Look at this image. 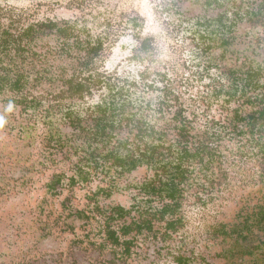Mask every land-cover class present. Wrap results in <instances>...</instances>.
Segmentation results:
<instances>
[{
    "label": "rangeland",
    "instance_id": "rangeland-1",
    "mask_svg": "<svg viewBox=\"0 0 264 264\" xmlns=\"http://www.w3.org/2000/svg\"><path fill=\"white\" fill-rule=\"evenodd\" d=\"M165 2L0 0V27L14 25L18 32L20 28L47 21L68 22L81 35V40L92 42L100 39L104 44L103 56L107 52L105 63L97 59L85 68L79 64L85 57L84 53L74 50L68 55L57 53L54 56L46 48L55 45L57 38L50 35L45 40L40 39L37 45L43 47L41 50L44 52L33 57V72L42 73L44 79L51 76L56 80L53 83L35 81L28 87L41 99H53V104H47L42 99L44 105L38 117L34 118L29 108L15 102L0 103V264H178L176 259L180 257L188 258V264H258L256 260L261 252L257 248L264 243V233L256 227L250 229L252 223L247 230L244 219L261 204L264 187L257 170L258 154L249 137L223 136V171L220 168H213L212 171L195 170L178 211L184 226L171 236L163 235L165 229L162 223L157 236L145 237L144 232L131 257L126 258L106 243L102 220L95 209L118 205L130 208L135 204V199L140 200L143 206L148 205L143 202V195L137 188L139 183L148 178L150 172L147 169L121 177L116 169L107 171L109 166L105 170L101 166L92 172L90 182L74 189H59L57 195H51L45 188V183L56 169L49 164L45 170L40 163L45 154L42 136L46 135L48 127L42 125L41 117H51L54 113L58 116L55 105L58 104L56 94L60 93L62 86L60 74L66 73L69 78L72 71L76 70L80 77H84L104 71L108 77H119L118 84L121 87L124 79L135 81L136 87H127L138 104L135 109H141L139 112L154 111L152 105H156L158 96H149L143 88L145 84L138 83L136 64L131 60L135 43L132 39L134 34L129 28L132 19L137 18L135 14L139 13L146 19L145 33L156 35L153 42L156 41L157 49L153 50L156 56L152 54L155 57V60H151L152 66L160 63L163 69L166 64L169 79L180 86L183 96L181 102L190 110L195 111L197 108L204 124L213 120L217 130V123L220 127V123L226 122L225 108L218 98L213 97L215 91L219 90L215 79L219 77L218 71L229 70L237 58L242 59L241 52L245 44H241L242 39H238L229 48L225 62L205 58L199 63L192 58L195 49L187 46L186 42H191L189 27L194 24L193 19L205 16V11L180 1L178 7L174 5L172 12L167 13ZM154 3L158 4L156 7L161 12L158 16L153 14ZM208 14L215 15L214 12ZM251 34L252 31L246 28L237 32L239 38ZM106 95V83L102 87L92 86L86 98L62 102L63 108H72V112H79L80 117L85 115L84 118L89 116L95 105L105 100ZM9 97V93H6L5 98ZM202 100L205 102L201 105L199 102ZM130 107L127 115L135 111L133 105ZM59 118L60 122L55 120L56 126L62 123L61 128H66L62 131L72 134L73 130L68 128V121H64L61 113ZM114 122L110 138L113 144L126 139L132 141L134 135L131 127H127L119 111ZM81 155L83 157L84 154ZM59 162L60 172H66L67 177L73 174L70 160L59 158ZM29 168L32 171H28ZM22 177L26 180L23 181ZM99 189L105 191L99 192ZM95 193L97 195L94 197ZM157 202L154 206L160 207L161 202ZM85 217H90V220ZM121 225L122 222L115 224L116 231ZM222 227L228 228V232L237 231L240 227L241 234L232 233L224 237L218 232Z\"/></svg>",
    "mask_w": 264,
    "mask_h": 264
},
{
    "label": "trees",
    "instance_id": "trees-1",
    "mask_svg": "<svg viewBox=\"0 0 264 264\" xmlns=\"http://www.w3.org/2000/svg\"><path fill=\"white\" fill-rule=\"evenodd\" d=\"M204 2L208 7L215 5L220 9H225V11L219 14L216 19H204L197 21V24L195 23L197 28L204 29L198 30L200 34L204 32V35L200 36L203 41L220 42V47L225 49L231 45L232 39L236 40V38L230 35L239 31L240 26L248 24V29L252 31H260L264 28V2L260 4H250V2L247 3L245 0H204ZM40 28L42 34L57 32L58 35L65 37L63 43L61 42L59 45L61 51L58 54H66L70 51L74 52L75 49H78L80 54L85 52V57H82L85 61L79 63L85 68L90 67L93 59L103 50L104 44H102L100 39H98L97 44L80 42L78 39H76L75 43H71L75 35L72 34L74 33L72 32L73 30L67 25L59 27L58 24L50 22L41 24ZM16 31L14 25L6 28L0 27V97H3L6 92L15 94V99H7V101H14L19 106L29 108L31 110V117L36 118L41 110V103L39 97L28 89V84H30V76L34 67L33 57L37 55H29L31 51L26 46L30 45L29 41H32L36 37L35 31L32 27L24 31ZM208 33L210 36L205 35ZM26 40L28 42L25 44ZM255 42L264 53L263 40L258 39ZM28 61L29 64H27ZM244 67L245 69L242 71L245 72H242L241 75H238L236 70H221L218 75L219 77L215 79L219 84V90L215 91L213 97L218 98L217 100L225 108L224 112L227 113L226 122L220 125L217 132H214L215 126H213V123L215 122L213 120V122L210 121L212 122L211 124L208 122L204 133L198 130L195 123L190 124L189 126L178 128L179 134L176 145L167 146V143H164V134H167V130H159L153 124L154 119L149 121L152 116L149 114L150 112H142L141 114H137L138 116L135 114V117L141 118L138 120V124L134 126L137 131L136 140L140 142L147 140L145 148L148 152L144 157L153 160L156 165L160 159L168 160V163L165 165L167 171L163 173L164 179L161 181L162 186L157 189L155 183H149L143 188V191L148 196L157 192H166L167 196L169 195L174 204L166 206L161 212L162 216L173 213L180 207L179 200L184 198V186L187 185L191 174V170L187 165L188 162L194 159H206L207 165H205V168L212 169L210 166L215 164V162L217 163L222 153L221 146L215 145L211 147L207 142L202 141L198 148L194 147L190 149L189 144L192 141L191 138L194 139L193 135H195V138L200 139L205 137L209 140H214V142L221 140L223 136L229 135H237L240 138L249 137L250 142L254 145V150L258 154L257 158H259V162L257 163V170L260 173V179L264 187V65L259 63L255 65L251 61L249 65H244ZM34 74L36 82L45 80L46 82L53 83L56 80V78H52L51 76H49V79H44L42 73L37 74L34 72ZM59 78L62 86L59 89L60 93L56 94L58 95V104L55 105L57 106L56 111H58V116L57 113H54L51 117H41L43 118L42 125L48 126L46 128L50 132L47 138L48 141L51 143L55 134L59 139L61 137L60 140H62L63 146L72 142V140L67 141V138L61 134L62 123L56 126L55 120L57 119V123L60 122L59 113H61L64 121H68V128L78 133L76 143L79 140L83 141L81 150L85 154L88 152V162L95 160V152L92 150V146L96 144L100 145L98 147L105 154L104 158H102L103 161L110 162V160H114V165L124 170L130 166L135 168L138 163L133 161L128 162L127 160L130 152H133V149H131L133 142L126 139L124 142L111 144L110 140L112 136L111 130L115 127L114 121L119 109L117 107V99L118 97L127 98V94L123 92V89L116 92L118 89L116 86H110L105 81H100V78L97 81H93L91 76L87 78L73 76L68 79L66 78V73H62L59 75ZM227 82L229 83L226 84ZM105 83L107 85L106 98L93 107L89 116L83 118L85 115L80 117L79 112L74 113L71 111L72 108H63L64 104L62 102H69L76 98L79 100L80 98H85L93 85L102 87ZM164 88L166 90L168 87ZM46 100L48 101L49 99L47 98ZM49 102L53 104V99ZM129 119L126 118L127 121ZM155 134H160V136H155ZM155 141H158V146L150 145ZM125 154L127 155L125 156ZM261 204L264 205V197ZM261 204L259 209L263 210L256 214V224L250 225V227L248 224L245 226L247 230L248 227L250 229L256 227L264 233V206L261 208ZM99 212L100 216L104 218L107 238L112 243V247L122 249L125 255H129V245L131 242L123 241L111 226L115 220L126 219L129 216V212L121 207L106 212H101L100 210ZM138 223L136 222L132 226L124 225L120 229L122 235L124 237L129 236L134 226L135 230H140L141 226ZM257 250L261 254L256 262L264 264V243Z\"/></svg>",
    "mask_w": 264,
    "mask_h": 264
},
{
    "label": "flooded vegetation",
    "instance_id": "flooded-vegetation-1",
    "mask_svg": "<svg viewBox=\"0 0 264 264\" xmlns=\"http://www.w3.org/2000/svg\"><path fill=\"white\" fill-rule=\"evenodd\" d=\"M182 1V4L188 5V4H192L198 7H201L204 11H205V16L202 17H196L193 19V25L189 27V38L191 39V42H186L187 46H190V48H194L195 50L193 51L194 53H192L193 55V59L196 61H199V63H202V60L207 58L208 60H223V62H225L224 60L227 58V54L229 53V48L237 42L238 39H242L241 40V44H245L244 49L242 50V56L240 58H237L235 61V65H230V70H236L238 75H241L243 69H245L244 65H249L250 62L252 61L255 65L259 64H263L264 65V53L262 52V49H259L258 44L255 42L258 39L263 40L264 43V28L261 29L260 31L258 30H250L252 31V34L248 37H241L239 38V36L237 35V32H234V34L230 35L234 38H236V40H231L232 43L230 46H228L227 48H221L220 47V42H208V41H203L202 38H200L201 35H204V32H202L203 34H200L198 30H204V29H199L196 26V22L200 21V20H212V19H216L219 14L224 13L225 9H220L217 6L213 5V6H206L204 0H177V4L175 5L176 0H166V10L167 13H171L172 12V7L175 5L178 7L179 2ZM250 1V0H247ZM251 2V1H250ZM263 3V0H256V2H251L250 4H260ZM248 3V2H247ZM158 4H153V9H154V16H158L159 13L161 14V12L159 11V9L156 7ZM174 6V7H175ZM164 8V9H165ZM157 10V13H156ZM214 12L215 15L214 16H210V14L208 13H212ZM137 13V12H135ZM135 16L137 18L132 19L133 23L130 24V28L134 29H130L129 31L134 34L133 36V41L135 43V48L132 51V55H131V60L133 59L135 65V69L137 70V81L138 83L143 82L145 84V86L143 87L144 90L150 95H154L157 94V99H156V105H152V108L154 109L153 112H150L149 114H151V118L149 119V121L153 120V124L156 125V127H158L159 130H167V134H164V143H167V146L170 145H176L177 141H178V134H179V130L178 128H183L185 126H189L190 124H196V127L198 128V130L202 133H204V130L208 124V122L206 124H204V122L201 121L200 115L198 114L197 108L194 110H190V108H187L182 102L181 99L183 98V96L181 95V90H180V86H176L175 82L171 81L170 78V73L167 70V67H165L166 64H164L163 69L161 67V64H157V66H152L151 64V60L154 59L155 57L152 56V54H154L156 56V52L153 50L157 49V43L156 41L153 42V39L156 38L155 34H147L146 32V24L147 21L146 19L142 18V15L135 14ZM133 16H131L132 18ZM139 19V20H138ZM141 19V20H140ZM56 23L60 26L65 27L66 25L69 26L70 29H72L74 33H72L73 35H75V38L71 40V43H75L76 39H78L80 42L83 41L81 40V35L78 34L74 28H72L73 25H71V23L68 22H53V21H47L46 23ZM196 23V24H195ZM44 24V23H41ZM41 24H37V25H31L27 28H20L19 31H24L27 30L28 28L32 27L35 31V38L30 42V45H26L29 50L31 51V53L29 55H42L43 54V50H41L43 47H40L39 44L37 45L38 41H40V39H46L49 38L50 35L54 36L57 38V43L55 45H51V47H47L46 51H50L52 52V54L56 55L57 53H59L60 50V43L64 41L65 37H62L60 35L57 34V32L51 33V34H42V31L40 30V26ZM249 25L248 24H244L242 26H240V30L243 28L248 29ZM178 27H179V23H178ZM136 29V31H135ZM251 29V28H250ZM239 30V31H240ZM71 33V32H70ZM206 36H210L209 33L205 34ZM87 36L89 37L90 35L87 34ZM28 42V40L25 41V44ZM84 42H89V41H84ZM102 42V41H101ZM91 44H97L98 43V39L92 40V42H89ZM103 44V43H102ZM158 48H159V43H158ZM76 51H78V49H75ZM219 50L221 51L219 53ZM71 51L69 53H66L67 55L70 54ZM107 53V52H106ZM106 53L103 56V50L102 52L95 57V59H93L92 64L94 63L95 60H102V62L105 63V59H106ZM84 56L86 55V53L84 52L83 54ZM137 55V56H136ZM136 56V58H135ZM215 58H213V57ZM41 57H39L38 59H40ZM85 60L83 59L82 62H84ZM27 64H29V61L27 62ZM211 66V65H210ZM212 68V67H211ZM213 69V68H212ZM31 70V69H30ZM93 70V69H92ZM218 71V70H217ZM219 73L221 71H218ZM80 73L78 71H72V74L70 75L69 78L73 77V76H79ZM93 79V81H97L100 78V81H105L108 85L110 86H116V88H118L116 90L117 91H121L120 89H123V92L125 94H127V98L126 97H118L117 99V107L119 108L118 111L120 113V115L123 118V121L126 120V118H130L129 121L126 120L127 123V127H131V131L133 136L132 142H133V146H131V149H133V152L131 151L129 156H128V162H135L138 163V165L134 168L133 166L127 167L124 169L118 168L114 165V160H110L105 162L103 161L102 158H104V152L103 150L100 149V145H94L92 146V150H94L95 152V160L94 161H90L88 162L87 160V154L88 152L85 154L83 153V151L81 150V146L83 144L82 140H79L76 143V136L78 135L77 132L72 131V134L67 133L62 130H66V128H62L61 130V134L67 138L68 140H72L71 143L65 144L63 146L62 144V140L61 137L60 139L55 136V134L53 135L52 138V142L50 143L48 141V135H49V131L48 129H46V135L43 138V144L44 147H42V149L44 150L43 154V159H41V164L43 167H45V170L48 169V165L52 164V166L54 167V169H56L55 172L52 173V175L50 176L49 180L47 181V183H45V188L46 190L49 192V194L53 195H57V192L59 189H64V188H68V189H74L76 188L78 185L83 184V183H88L91 180L92 176V172L94 170H98V168H100L101 166L103 167L102 170H105L108 166H109V170L107 171H113V169H116L119 172V175L122 176H126V175H131L135 172L140 171L141 169L145 168L147 169L150 173L149 176L146 180H144V182L139 183V185L137 186V188L139 189V192L142 193L143 195V202H147L148 205L143 206L138 200L135 199V204L133 206H131L130 208H125L122 205H118L112 208H104L103 206H99L96 207L95 211L97 212V214L100 216V210L101 212H106L109 211L111 209L114 208H124L127 212H129V216L126 219L123 220H115V222H113L111 224L112 229L114 231L118 230L115 229V224L122 222L121 228L124 225L127 226H132V224L139 222L138 224L141 226L140 230H135V226L132 227L133 230L131 232V234H129V236L124 237L119 229V231H116L118 236L122 238L123 241H130V252L129 255H125V253H123L122 249H117L112 247V243L110 241H108L107 238V234H106V225H105V221L103 216H100V219L102 220V224H103V228H104V234L106 235V243L108 245H110L112 248H114L116 251H120L121 254L123 256L127 257H131L132 252L134 250V247L137 245L138 240L140 237V235H143L144 232L145 233V237L146 236H157V231L160 229H158V227H160V224H164V236H171V234L176 233L178 230H180L184 224H183V218L180 217L178 215V211L181 209L182 207V201L183 199L179 200L180 203V207L174 211L173 213H169L166 216H162V210L164 208H166V206H172L174 203L173 201L170 199L169 195L167 196L166 192L163 193H155V194H150V196H148L144 191L143 188L145 185L149 184V183H155V187L158 189L160 188L161 185V181L164 179L163 178V173H166L167 169L165 168L166 163H168L167 159H160L159 162H157V165L153 162V160H150L148 158H145L144 155L148 152L147 149L145 148V143H147V140H144L143 142L137 141L136 140V134L137 131L135 130L134 126H136L138 124V120H140V117H135V114H141L143 111L139 112L141 109H135L137 108L138 104L135 103L133 96L131 93H129L128 89L132 88V87H136V83L134 82H129L128 80L124 79L122 80L123 83V87H121L118 82H119V77H108L107 73L104 71H99L96 74L90 73V75ZM84 77H88V75L84 76ZM32 78V79H31ZM31 78H30V84L32 82H35V74L33 72L32 69V74H31ZM67 78V77H66ZM68 78V79H69ZM127 78V77H126ZM171 81V83H170ZM229 82H227L226 84H228ZM94 86V85H93ZM120 86V87H119ZM128 87V89H127ZM156 87L158 89H156ZM164 87H168L166 90ZM219 87V84H218ZM29 90L30 87H28ZM8 93V92H6ZM5 93V95H6ZM146 93H144L143 95H145ZM5 95L3 97H0V103L2 104H11L14 101H7V99L13 100L16 98L15 94L13 93H9L10 97L9 98H5ZM38 96V95H36ZM132 96V99H130V97ZM40 99V109L42 108V105H44V102L51 103L49 101H47L46 99H44V97L42 99L40 98V96H38ZM86 98V97H85ZM150 99V98H149ZM142 100H144L145 102L147 101L146 98H143ZM205 101H200L199 103L202 105V103H204ZM16 103V102H15ZM143 103V102H142ZM52 104V103H51ZM144 104V103H143ZM130 105H133L135 111L131 114V115H127L128 113V108H131ZM148 108V107H147ZM149 112V111H146ZM124 113V115H123ZM138 116V115H137ZM43 119V118H41ZM10 120H12L10 118ZM9 120V121H10ZM2 121V120H1ZM0 121V125L2 124ZM196 121V122H193ZM9 123V122H8ZM217 123V122H216ZM5 126L6 124L3 123ZM199 124H203L202 126H200ZM221 125V123H220ZM218 129H219V124H217ZM70 129V128H69ZM215 132H217V129L215 128ZM206 133V131H205ZM76 134V135H74ZM80 134V133H79ZM73 135V137H71ZM155 136H160V134H155ZM193 138H191L192 141H190L189 144V148L193 149L194 147L198 148L200 142H207L209 144V146L213 147L215 145L217 146H221L222 149V137L221 140H218L217 142H214V140H209L208 138H195V135H193ZM196 139V141H195ZM118 142H124V141H117ZM158 142V141H157ZM155 142H152L150 145H154V146H158ZM113 143V141L111 140V144ZM116 143V144H117ZM47 144H49L47 146ZM70 144V145H69ZM75 145V146H74ZM74 146V147H73ZM73 147V148H72ZM81 153H83V157L81 155ZM163 153V152H162ZM127 154H125L126 156ZM223 155V153L220 154V157L217 160V163L215 162V164L211 165L210 167L212 169L209 168H205V165H207V160H200V159H194L188 162V167L191 170V174H190V179L188 180L187 185L184 186L185 189V193H184V197L186 194V189L188 187L189 181L191 182V177L192 175L195 173V170H203V171H212L213 168H220L221 171H223V166H222V159L221 156ZM62 156V157H61ZM59 158L61 160H65L67 159V161L70 160L71 166L73 167V174L70 175L69 177H67V173L66 172H60L59 168H60V162H59ZM201 168V169H200ZM209 169V170H208ZM28 171H32L30 168L28 169ZM165 177V176H164ZM23 181L26 180L25 177H22ZM67 182V183H66ZM164 187V186H163ZM165 188V187H164ZM103 190V192L105 191L104 189H99V192ZM171 193V191H170ZM97 195V193L94 194V197ZM90 200H92L90 198ZM158 201V202H157ZM159 201L161 202V206L160 207H155L154 204L157 202L159 203ZM258 208H256L255 210H253L251 213H248V217L247 219H244V226H247L248 224L252 223V224H256V214L259 213V211L261 212L263 209H259V205H257ZM264 205L261 204V208ZM92 213H94V210L92 211ZM88 220H90V217H85ZM251 220H253L254 222H252ZM150 229V230H149ZM163 229V228H162ZM241 228L238 227L237 231H231L228 232V228L226 227H222L221 230H219L218 232L220 233V235L222 234L224 237L227 236H231L232 233L233 234H241ZM143 236V237H144ZM188 259V258H187ZM184 257H180L178 259H176V261L178 262V264H188V260Z\"/></svg>",
    "mask_w": 264,
    "mask_h": 264
}]
</instances>
